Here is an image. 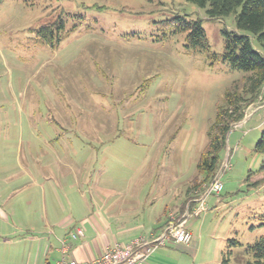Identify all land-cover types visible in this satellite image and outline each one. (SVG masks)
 <instances>
[{
    "label": "rangeland",
    "instance_id": "374dc122",
    "mask_svg": "<svg viewBox=\"0 0 264 264\" xmlns=\"http://www.w3.org/2000/svg\"><path fill=\"white\" fill-rule=\"evenodd\" d=\"M176 16L202 20L219 54L222 30L237 31L235 15L210 19L187 0H0V193L16 188L8 178L20 163L30 170L31 157L56 154L127 161L108 163L121 167L113 175L139 164L133 180L147 183L140 201L157 213L197 196L187 192L204 178L197 164L209 128L226 92L242 89L249 74L212 66L186 48L185 34L165 33L161 26ZM59 19L65 32L52 46L38 32ZM263 131L260 97L228 135L214 177L221 175V193L186 222L193 241L158 247L149 264L253 261L247 249L264 237V155L255 151ZM20 196L12 199L20 204ZM187 211L190 204L181 216L172 209L165 226Z\"/></svg>",
    "mask_w": 264,
    "mask_h": 264
},
{
    "label": "crops",
    "instance_id": "0c3cea01",
    "mask_svg": "<svg viewBox=\"0 0 264 264\" xmlns=\"http://www.w3.org/2000/svg\"><path fill=\"white\" fill-rule=\"evenodd\" d=\"M113 159L55 154L31 157L30 170L20 163L22 170L8 178L16 181V188L0 193V264H54L63 243L78 228L84 237L68 243L72 256L81 262L98 258L117 244L158 235L168 213L180 205L158 213L153 206H144L140 196L147 183L139 185L132 176L139 164L128 168H134L131 175H113L119 166L108 163L127 162ZM16 195H21L20 204L12 199Z\"/></svg>",
    "mask_w": 264,
    "mask_h": 264
},
{
    "label": "trees",
    "instance_id": "16d2710c",
    "mask_svg": "<svg viewBox=\"0 0 264 264\" xmlns=\"http://www.w3.org/2000/svg\"><path fill=\"white\" fill-rule=\"evenodd\" d=\"M187 1L206 10L210 19L235 15L237 31L222 30L223 53L219 54L211 50L202 20H190L186 16H176L165 21L161 26L162 30L167 34H185L186 48L206 54L212 66L222 62L228 63L232 70L249 74L242 89L233 86L230 91L226 92L224 103L218 108L216 118L209 128L208 144L197 164L198 174L204 178L202 181L194 180L193 187L187 192L188 196L190 192L200 191L196 193L198 200L204 195L206 188L218 172L222 163L221 153L226 147L229 133L235 125L245 119L246 110L260 97L264 98V0ZM64 32L65 23L59 19L57 22L41 28L38 33L44 42L54 46L61 42ZM252 40L261 51L255 48ZM255 151L264 155V131L255 145ZM259 173L264 182V160ZM195 198L191 196L185 198L180 204L179 216L184 213L188 204H190L191 211L198 207L197 202H191ZM238 244L237 241H232V245ZM247 252L253 256V261L247 264H264V237L250 245Z\"/></svg>",
    "mask_w": 264,
    "mask_h": 264
},
{
    "label": "built area",
    "instance_id": "2783aa9c",
    "mask_svg": "<svg viewBox=\"0 0 264 264\" xmlns=\"http://www.w3.org/2000/svg\"><path fill=\"white\" fill-rule=\"evenodd\" d=\"M220 178L221 175L216 176L206 188L204 195L196 200L198 203V207L194 210L196 213L207 211L206 199L209 195L221 193L223 185ZM191 216L189 211L178 221H173L174 218L171 216L170 223L151 239L139 238L126 245L117 244L107 248L98 258L83 262L72 256L68 243L84 237V231L78 228L69 234L68 240L60 249V257L54 264H149L150 256L158 247H165L169 243L189 245L193 241V234L186 228V222Z\"/></svg>",
    "mask_w": 264,
    "mask_h": 264
}]
</instances>
